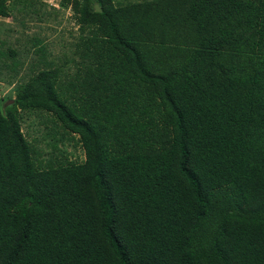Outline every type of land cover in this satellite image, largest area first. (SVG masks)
Returning a JSON list of instances; mask_svg holds the SVG:
<instances>
[{"label":"trees","instance_id":"obj_1","mask_svg":"<svg viewBox=\"0 0 264 264\" xmlns=\"http://www.w3.org/2000/svg\"><path fill=\"white\" fill-rule=\"evenodd\" d=\"M56 1L78 37L50 58L30 35L38 72L0 98V264H264V0ZM32 112L85 160L28 139Z\"/></svg>","mask_w":264,"mask_h":264},{"label":"rangeland","instance_id":"obj_2","mask_svg":"<svg viewBox=\"0 0 264 264\" xmlns=\"http://www.w3.org/2000/svg\"><path fill=\"white\" fill-rule=\"evenodd\" d=\"M45 2L46 5H42L41 2L35 0L34 4L29 8L30 10L28 9L29 11H26L25 9L23 10L24 5L20 4L19 8L22 10H20L21 12L15 10L10 17L4 18L0 16V39H5L13 45H17L16 48L21 52V55L18 56V58L24 59L19 75L13 78L7 77L2 83H0V98H7V101L2 105V109H5L7 106L14 103L16 97L15 85L21 81L29 79L32 75L38 72L39 67L35 66L34 63L39 58V55L36 53V47L33 43L28 41L30 35H39L41 38H45V42L50 52V58L59 56L65 50L69 51L70 44L78 37L79 31L75 24L73 11L70 9L59 10L55 0H46ZM49 4H51L53 8H51ZM33 6L37 8V12L39 11L42 13V16L50 17L44 22L30 20L35 19L36 16L40 14L31 10ZM24 15H26L24 22L28 23L27 28L26 26L20 25L18 20ZM20 26L23 30L20 29ZM23 31L24 33H22ZM3 48L7 49L8 46H3ZM21 49L28 54L25 56ZM64 74H66V70ZM63 77L64 80H67L68 78V76L63 75L61 79H63ZM43 114L44 116L48 115L49 119L52 117V115L47 114V112H44ZM55 120L56 122L49 121L48 125L52 128L55 127L59 132L57 136L59 138L62 137V140H60L58 144L59 149L61 150L59 157L78 162L85 160V150L83 145L81 143H76L75 141L63 139L64 133L69 136V128L65 127L57 118ZM21 126L22 131L27 135L28 139L34 140L36 137L38 139L39 148L49 151L47 154L53 153V147H51L49 143L52 141V138H45L47 131H49L50 128L44 126L40 117H38L35 112L23 115ZM34 144L37 147V143L34 142ZM55 153L58 154V151ZM46 156L49 157L48 155Z\"/></svg>","mask_w":264,"mask_h":264},{"label":"water","instance_id":"obj_3","mask_svg":"<svg viewBox=\"0 0 264 264\" xmlns=\"http://www.w3.org/2000/svg\"><path fill=\"white\" fill-rule=\"evenodd\" d=\"M96 9H97L98 11H102V9H101L98 5H96Z\"/></svg>","mask_w":264,"mask_h":264},{"label":"clouds","instance_id":"obj_4","mask_svg":"<svg viewBox=\"0 0 264 264\" xmlns=\"http://www.w3.org/2000/svg\"><path fill=\"white\" fill-rule=\"evenodd\" d=\"M56 1V0H55ZM56 3H57V1H56ZM96 5H98V4H96ZM99 6V5H98ZM57 7H59V4L57 3ZM100 7V6H99ZM70 10H72V9H70Z\"/></svg>","mask_w":264,"mask_h":264}]
</instances>
